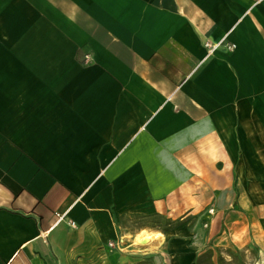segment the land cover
Masks as SVG:
<instances>
[{
	"label": "crops",
	"instance_id": "obj_1",
	"mask_svg": "<svg viewBox=\"0 0 264 264\" xmlns=\"http://www.w3.org/2000/svg\"><path fill=\"white\" fill-rule=\"evenodd\" d=\"M209 245L264 264V0H0V264Z\"/></svg>",
	"mask_w": 264,
	"mask_h": 264
},
{
	"label": "rangeland",
	"instance_id": "obj_2",
	"mask_svg": "<svg viewBox=\"0 0 264 264\" xmlns=\"http://www.w3.org/2000/svg\"><path fill=\"white\" fill-rule=\"evenodd\" d=\"M209 248H208L207 252L205 253V255H203L204 258H203L202 264H214V263L215 264H244V259H248L246 261V264H258V262H259L256 259L257 253H255V250H251V252L246 255V258L244 257L243 253H241V254L236 253V254L231 255L232 260H228V258L223 255V254H227V252H225V253H220V252L214 253V251L211 250L212 245H209ZM212 256L215 257V262L212 261V259H211ZM227 261H229V262H227Z\"/></svg>",
	"mask_w": 264,
	"mask_h": 264
},
{
	"label": "bare ground",
	"instance_id": "obj_3",
	"mask_svg": "<svg viewBox=\"0 0 264 264\" xmlns=\"http://www.w3.org/2000/svg\"><path fill=\"white\" fill-rule=\"evenodd\" d=\"M162 238L158 234H153V235H148L142 234L139 235L136 239L135 242L136 244L143 245V246H148V244L157 245L161 242ZM149 247V246H148Z\"/></svg>",
	"mask_w": 264,
	"mask_h": 264
},
{
	"label": "built area",
	"instance_id": "obj_4",
	"mask_svg": "<svg viewBox=\"0 0 264 264\" xmlns=\"http://www.w3.org/2000/svg\"><path fill=\"white\" fill-rule=\"evenodd\" d=\"M222 44H224L223 42L222 43H220V44H217V45H211V44H205V47H206V49H208V52L209 53H212L213 51H215L220 45H222ZM226 47H227V49H229V51H232L233 49H234V46L233 45H226ZM86 60H87V58H86ZM85 60V61H86ZM209 213L212 215V214H214V210H210L209 211ZM58 216V215H57ZM59 218H61V216H58V219ZM72 225H73V223H71ZM110 246H112V245H110Z\"/></svg>",
	"mask_w": 264,
	"mask_h": 264
}]
</instances>
